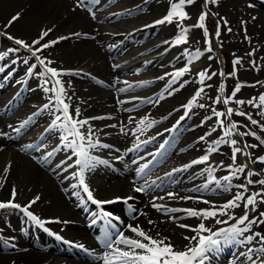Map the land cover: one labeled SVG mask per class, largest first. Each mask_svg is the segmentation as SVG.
<instances>
[{
    "label": "bare ground",
    "instance_id": "6f19581e",
    "mask_svg": "<svg viewBox=\"0 0 264 264\" xmlns=\"http://www.w3.org/2000/svg\"><path fill=\"white\" fill-rule=\"evenodd\" d=\"M174 2L178 0H0V201L10 200L13 188L17 192L15 202L21 206L39 196L29 210L45 222L41 228L18 209L0 211V264H103L99 257L107 251L102 248L105 243L102 226L100 231L95 226L86 227L87 220L92 221L95 217L89 216L88 205L74 187L72 176L60 165L69 148L65 147V142L57 145L56 139L65 133L54 126L58 107L46 98L50 91L45 87V80L27 73L30 63L36 62L33 69L46 78L48 76L26 49L19 45L11 48L18 51L6 49L4 45L7 41L9 43V35L24 40L34 51L42 49L45 43L50 45L37 51V55L46 62L52 61L48 67L65 73L59 79L64 85L65 99L70 102V115L88 121L81 128L82 134L87 137L91 127L93 142L98 139L101 144L110 146L90 150L98 157H104L106 163L85 170V178L96 197L118 200L109 206L113 213L122 211V201L133 198L126 208H134L135 211L129 213L136 218L129 225L127 218L112 213L111 235V225H126L125 236L139 239L130 231V227L138 226L156 239L167 238L178 251L187 250L195 246V241L185 237L197 235L190 229L204 223L212 232H217L236 225L237 219L232 217L239 218L244 214L243 203L240 208L228 210V215L215 219L167 212L170 209H212L213 206L219 210L237 192H243L236 185L247 184L249 178L253 180L256 176L247 175L250 171L248 162L240 154L233 164L230 144H221L217 151L209 153L208 161L199 164L206 168L203 173L196 170L195 158L204 157L207 149L223 137L224 128L219 122L210 126L205 124L215 117L214 104L200 102L212 94L207 87L217 81V59L203 49L195 50V55L197 52L202 55L189 62L197 66L186 67L185 61L190 56L195 57L191 46L182 53L163 42L181 30V23L189 29L192 39H199L200 31L193 23L191 27L186 26L194 21L203 7L198 0L185 5L184 10L190 19L178 22L174 18L171 24L156 23L169 13ZM204 4L221 24L219 38L230 48L239 50L234 54V61L240 63L235 64L228 82L230 93L237 86L241 87L240 92L232 96L233 101L244 100L243 106L248 114L264 124V106L259 104V97L264 95V0H218L216 4L205 0ZM231 4H237L236 8L233 7L236 12L227 17L223 11ZM13 17L19 18L13 22ZM224 21H227L226 25ZM228 28H231L230 32ZM46 31L48 35L40 39ZM38 39L40 44H34ZM159 52L162 54L147 65H133L140 58ZM181 71L184 75L175 77V73ZM201 72L207 73L211 79L201 84ZM152 76L164 77L159 81L147 80ZM153 84L163 89L158 102L149 98L156 91L155 86L148 89ZM201 88L204 91L197 97ZM161 99L165 100L161 102ZM193 100L196 102L189 110L186 106ZM249 101L254 103L249 104ZM76 109H79V115ZM183 118L181 125L174 129ZM141 121L145 123L142 125ZM188 121H193L194 126L183 130ZM160 132L163 133L161 137L157 136ZM208 132L212 135L207 136ZM239 132H255L264 140V129L256 125L240 124ZM204 136L208 138L196 141ZM162 137L169 138V141L161 154H157L164 143ZM139 142L144 143L135 147ZM242 142L257 145L246 150L252 153L253 162L264 168V163L259 161L264 157V144L251 135L242 137ZM236 146L240 147L239 142ZM146 147H149L146 154L139 157L138 153ZM114 153L129 154L126 159L113 161L110 157ZM244 164L247 165L245 174L233 177L232 188L225 191L228 182L224 177L231 175L230 168ZM146 166L149 169H145ZM93 171L103 182L90 176ZM137 188L142 191H135ZM253 193H264V185L259 181L248 185V192L244 195L247 197ZM257 199L260 201L264 197L258 196ZM205 200L209 203H203ZM159 203L164 204L159 206ZM260 212H264V203L258 202L256 211L248 210L250 219ZM95 216L102 220L99 223L104 222L96 213ZM217 219L226 223H217ZM181 224L189 227L182 228ZM255 226L243 237L222 240L221 245L209 253L206 264L249 261V249L253 250L251 260H256L254 263L250 260V264H262L264 255L255 252L262 247L259 238L251 243L245 239L255 233ZM263 228L264 225L259 233L264 234ZM94 231H98L100 244L95 242L96 236H92ZM48 232L76 243L91 255L92 262L82 260L85 254L76 249L71 253L75 259L58 256L57 253L65 249L57 244L56 238H49ZM38 237L44 240V251L37 250ZM229 254L231 257L227 258Z\"/></svg>",
    "mask_w": 264,
    "mask_h": 264
},
{
    "label": "snow or ice",
    "instance_id": "6c2138e0",
    "mask_svg": "<svg viewBox=\"0 0 264 264\" xmlns=\"http://www.w3.org/2000/svg\"><path fill=\"white\" fill-rule=\"evenodd\" d=\"M83 2V0H82ZM195 0H178V2H174L170 5V11L169 13L161 20L157 21V24H171L174 21V18L178 20V22H183L186 19H190L189 14L184 10L185 5H190L194 3ZM208 3L216 4L218 3V0H207ZM208 16L207 12H203L198 17V23L194 26L199 29H203L205 35H207V28L205 26V21ZM19 17H13L12 21L14 22ZM225 25L227 24V21H224ZM181 32L178 35V37L175 40L176 45L180 44H186L188 42V33L189 29L182 26L181 23ZM228 31H231V28H228ZM48 35V32H44L40 39H43ZM216 35L219 36V25L217 28ZM9 40H14V43L16 45H19L20 48L27 49L32 56H34L40 63V65L44 66V75L48 76L50 74V78L53 79V86L51 89H48V91L54 92L55 96V104L59 107L56 109V111L60 112L62 111L63 116H57L56 121L54 122V126H58L61 129H63L66 133V135L63 137L65 141V147L72 150L73 154L78 157V159L75 161L77 165L80 166L81 171L79 173V185L82 186L83 192L87 194V199L91 201L93 204L97 205V207H100L103 209V206L105 204H112L116 201L109 200V201H101L97 200L93 196V192L89 189L88 184L85 182V170H91L93 167H95L96 164H104L106 161L99 160L98 158L90 155V150L95 149L97 147L99 148H109L110 146L107 144H101L99 140L97 139L95 142L91 139V132L92 129L89 127L88 129V136L86 137L84 134L81 133V128H83L84 125L88 124L87 120H77L72 117L69 113V105L65 102V89L62 81L59 79L60 76L64 75L65 73L58 71L56 68L48 67V64H51L52 61H45L44 59L40 58L37 55V51H40L42 49H46L50 47L49 44L45 43L42 45V49L33 50V47L26 43L22 39H16L9 35L7 37ZM40 39L34 41V44H40ZM55 43V41H53ZM211 42L209 41V47L208 51L211 52L212 48L210 46ZM9 51H18V49H10ZM202 55V53L197 52L195 57H189V59L193 58H199V56ZM27 62V61H25ZM235 64H239L240 61L236 60L234 62ZM184 71H187L185 69ZM184 71L175 73V77H180L184 75ZM214 75V74H213ZM223 76L224 74L221 73ZM199 79L200 83L203 84L206 79H211L210 76L207 75L205 72L199 73ZM48 79L45 80V83H48ZM241 90L240 86H237L232 96L234 97L236 93H239ZM204 89L201 88L199 92L196 93L197 97L200 95L201 92H203ZM221 93H223L224 89H220ZM195 100L190 102L186 107L190 110L192 106L195 104ZM217 103H220V98L217 97L216 100ZM229 99H224L223 103L225 105L229 104ZM236 104L243 105L245 104L244 100H236ZM249 104L254 103V101H249ZM259 104L261 106H264V95H261L259 97ZM47 107V106H46ZM200 107H204V105H200ZM213 113L217 118L225 117H231L233 115V109L231 107L227 108V112H221L216 111L213 109ZM76 114L79 115V109H76ZM237 115L241 117L247 116L245 112H238ZM63 120V123L57 124V122ZM247 119L251 122L252 125H257L258 122L255 119H252L251 116H247ZM220 126L224 128L223 131V137L216 140L213 145H211L207 151L208 153H212L218 150L219 146L221 144H230L232 146V155L231 160L233 164H235L237 160V154H243L244 156L251 159V153L244 151V149H247L249 147H257V145H249L247 143H244L243 148L237 147L238 141L236 139H225V137L230 138L233 136L235 129H237L238 125L233 122L228 126L224 125L223 120L218 121ZM145 121H141V124L143 125ZM114 127V126H113ZM215 131V129H213ZM240 137H244L246 135L254 136L260 144H264V140H262L259 136L256 135L255 132H239L236 133ZM209 135H211V132H209ZM69 137H72L71 140H69ZM201 139H204L203 137ZM209 159L208 155H205L200 160H196L193 163L195 164H201L207 162ZM259 161L261 163H264V157H260ZM247 168V165H240L236 166L234 168H230L231 175L225 176L224 180L227 181V185L225 186L224 190L229 191L232 188V179L233 177L239 178L238 174H243L245 172V169ZM249 177L252 175H255V173L249 171L247 174ZM219 184V182H217ZM254 181L252 179L247 180V184H241L236 185V187L243 189V192H237L235 194V197L220 206L219 210H215V206H213L212 209H203V210H196V209H170L167 210V212H184L187 214L188 217L192 218H200V219H215L217 216H224L228 215V210H234L241 207V203H243L245 212L242 216L239 218L232 217L233 219H237V224L229 227L227 229H222L217 232H212L211 229L207 228L204 223H200L197 228L190 229L191 231L195 232L197 235L194 237H185V239H190L195 241V246L188 247L187 250H176L175 247L171 244V242L167 241V238L164 239H156L150 235L147 234L143 229L137 227H130V231L135 234L136 237H139V239H132L124 235L123 232H119L116 239H112L111 233L106 234L105 237V248L110 249V251H106L103 256L99 257L100 260L103 261V264H206V261L208 259L209 253L215 251L220 245L222 240H235L238 237H243L245 233H249L252 230V227L257 224L264 225V212H260L258 216L250 219L248 210L251 209L252 211L257 210V204L264 203V199L258 201L257 197L262 196L264 197V193H253L251 195H248L247 197L244 195V193L248 192V185H252ZM260 185H264V180H259ZM75 187V185H74ZM135 191L140 192L142 191L141 188L135 189ZM16 196L17 192L15 188H13L11 193V199L8 201H0V211L8 210V209H18L21 212H23L28 219H30L34 224L38 225L39 227H44V221H42L39 217L33 214L32 211L29 209L36 204V202L40 199L39 196H37L35 199L29 202L26 206H21L19 203H16ZM119 199V198H118ZM133 199L132 197H128L124 200V203H127L128 200ZM188 199H191L189 197ZM203 203L208 204L209 201L205 200ZM154 207H157L159 209V206L153 205ZM130 211H135V209H130ZM102 216L105 218H110L111 213L103 212ZM59 222V221H57ZM109 224H111V219H109ZM217 223H226V221L216 220ZM149 223H153L152 221H149ZM113 228H115V225H111ZM180 227L182 228H188V225L181 224ZM47 231V229H45ZM204 233H208V235H204ZM259 238V242L262 245L259 249H256L255 252L259 253L261 255H264V234H261L259 232H255L251 235H248L245 237L247 242L251 243L256 238ZM56 239L60 240L62 239L60 236H56ZM83 247V246H81ZM249 259L252 258L253 250L249 249ZM264 264V262H262Z\"/></svg>",
    "mask_w": 264,
    "mask_h": 264
},
{
    "label": "rangeland",
    "instance_id": "374dc122",
    "mask_svg": "<svg viewBox=\"0 0 264 264\" xmlns=\"http://www.w3.org/2000/svg\"><path fill=\"white\" fill-rule=\"evenodd\" d=\"M199 3L203 6L201 10L198 11L197 15L195 16V19L193 22H189L190 24L193 23L194 25H196L198 23V17L203 13V12H207L208 16L206 18L205 21V26L207 28V35H205L204 30L203 29H197L200 32V39L199 42L197 40L191 39V44L194 47V45H196L197 47H207L209 46V41L211 42L210 46L213 50V52H211V55H215L217 56V60H218V66H217V73H218V78L217 81L215 83H212V86H208L207 89L209 92H212L211 96H205V98L203 97L201 99V101L208 103V101H210V98L213 100V102H216L217 97L220 98V106L218 104H215L213 107L217 110H220L221 112H227V108L231 107L233 109V115L229 118L227 117V115L225 117H221L220 120L224 121V125L228 126L231 123L235 122L238 127L237 129L233 130L234 134L232 137L236 138L237 140H239V144L242 142V138L237 135L236 133H239V126L240 124L249 126V124H251V122L247 119V116H251L250 114H248V112L246 111V107L243 105H238L235 103V101H233L234 99H232V94L230 93V87L228 86V82L230 77L232 76L234 70L235 69V61H234V54L239 53V50L237 48H230L222 39L218 38V36L216 35L217 32V25H218V21L216 20L214 14L206 9L207 7L205 6V0H198ZM237 4L233 5H229L226 7V9L223 11V13H225L224 15H226L227 17H232V15L235 14V10L233 9V7L236 8ZM15 45L14 40H9V43L5 44L4 46L6 47L7 50H10L13 46ZM218 46V47H217ZM195 48V47H194ZM221 52L224 54V57L226 60H223V57L221 55ZM156 54L152 53L151 56H148L147 59L151 60ZM142 59H146V58H142ZM226 61V62H225ZM225 63H226V71L224 70L225 67ZM40 64V63H39ZM41 69L44 70V66L40 65ZM33 68V66H32ZM32 71V69H31ZM38 72H35V75ZM221 73H223L224 75L222 76ZM48 89H51L52 86L47 83L46 86ZM151 87H149L150 89ZM223 88L224 91L223 93H221L220 89ZM206 89V88H205ZM52 92V91H50ZM53 93V92H52ZM159 92H156L154 94H152L149 98H153L155 96L158 95ZM157 99L159 100L160 98L157 97ZM156 99L155 102H158V100ZM224 99H229L230 102L229 104L225 105L223 103ZM165 99H161V102H163ZM65 102L69 105V101L67 99H65ZM212 102V101H211ZM217 103V102H216ZM245 112L247 114V116L245 117H241L239 115H237L236 113L238 112ZM62 112V111H61ZM63 114V113H61ZM217 117L214 119V121H216ZM252 119H254L252 117ZM256 120V119H255ZM258 124L256 125L258 128L260 129H264V124L260 121H257ZM214 123V122H213ZM188 126L192 125L191 122L190 123H186ZM254 126V125H253ZM192 127V126H191ZM221 127V126H220ZM185 132V131H184ZM183 132V133H184ZM70 138V137H69ZM201 139L198 138V141ZM243 148V147H241ZM244 151H246V149H244ZM248 152V151H247ZM251 153V152H249ZM252 154V153H251ZM243 156V154H241ZM246 158V160H248L247 162L251 161L248 163L249 166V170L251 172H255L256 176L255 178H253V181H259V180H264V168L258 166L255 162H253L252 160V156L251 159H249L248 157L244 156ZM256 165V166H255ZM259 168H258V167ZM198 170H203L202 168H199V166H197ZM245 174V172L243 173ZM248 174V172H247ZM132 217H129V219H131ZM260 224H257L255 227V232L258 231V228L260 227ZM262 232L264 233V228L262 229Z\"/></svg>",
    "mask_w": 264,
    "mask_h": 264
}]
</instances>
